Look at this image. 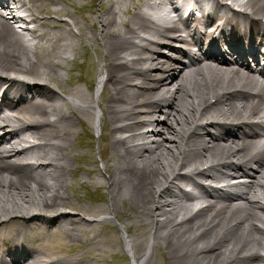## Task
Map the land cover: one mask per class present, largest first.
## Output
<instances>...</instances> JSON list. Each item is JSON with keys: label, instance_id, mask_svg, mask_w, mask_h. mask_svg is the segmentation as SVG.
Returning <instances> with one entry per match:
<instances>
[{"label": "bare ground", "instance_id": "obj_1", "mask_svg": "<svg viewBox=\"0 0 264 264\" xmlns=\"http://www.w3.org/2000/svg\"><path fill=\"white\" fill-rule=\"evenodd\" d=\"M32 1L37 10L32 16L37 19L40 34L17 29L0 8V68L11 64L26 74L31 85L25 88L33 95L25 104L14 103L20 111L17 115L0 112V128L16 119L19 140L35 144L25 154L37 159L33 165L13 168L23 173V182L13 185L12 180L8 189L5 186L6 190H0L1 237L6 230L9 237L23 229H33L30 234L45 241L39 243L40 250L38 245L27 248L25 257L36 255L41 262V252L49 261L61 260L58 262L62 264H103L99 256L107 255L98 251L102 233L91 224L82 229L84 223L65 209L72 205L66 198L65 183L67 171L74 167L68 149L77 120L91 121L98 116L99 121L107 118L111 123V147L105 164L111 173L97 183L108 191L111 205H97L93 212L109 210L124 222L137 214L131 222L137 220V226H146L143 234L125 239L128 249L135 251L136 264H156L159 254L166 256L168 264H264V160L260 169L243 182L226 183L231 192L224 197L229 202H223L218 191L195 180V176L223 180L224 164L217 162L218 158L222 154L229 158L245 148L246 139L235 143L227 134H220V140L214 141L213 136L210 139L207 126L214 122L213 116L259 112V102L263 100L255 102L247 90L262 93L264 77L251 72L255 71L253 68L227 67L201 56L190 58L187 64L177 53L165 57L149 54L145 33L152 35L149 39L156 36L184 42L186 37L182 33L190 31L188 20H174L166 0H132V5H125L122 10L116 5L118 0H103L109 6L99 14L94 4L87 10L84 4L78 6L72 0H63L77 7L75 14L79 13L84 25L95 24V20L101 24L100 43L95 36L86 38L96 49L105 48L107 60V78L100 79L104 87L106 82L109 84L106 98L95 104L80 88H68L70 99L85 103L76 105L75 119L65 110L67 104L75 102L68 103L48 83L62 78L58 69L75 58L70 53L79 44L67 42L57 34L60 45L55 53L39 54L33 47L52 36L54 28L70 33L77 28L81 41L86 32L74 13L59 7L60 0ZM233 1L241 3V8L253 16L264 7V0ZM196 5L202 7L199 0ZM86 11L90 14L82 15ZM121 12L127 13L128 18L123 20ZM122 22L125 29L121 28ZM250 27L253 29L255 22ZM239 47L251 48L252 44ZM179 52L184 55L186 50ZM41 115L46 116L43 122ZM205 116L208 117L204 119ZM9 142L7 136L3 137V146ZM261 145L264 147V140ZM184 167L191 168L183 174L177 172ZM2 179L4 176L0 175ZM178 184L193 186L184 191ZM122 207L125 211L118 212ZM28 218L30 222L26 221ZM88 230L94 233L92 238L81 242V250L66 258L65 253L71 250L64 249L82 237L78 231L87 235ZM14 239L21 241L17 235ZM148 240L153 242V253L145 249Z\"/></svg>", "mask_w": 264, "mask_h": 264}, {"label": "rangeland", "instance_id": "obj_2", "mask_svg": "<svg viewBox=\"0 0 264 264\" xmlns=\"http://www.w3.org/2000/svg\"><path fill=\"white\" fill-rule=\"evenodd\" d=\"M85 1L86 2H89L90 0H72V3H75V4H77L79 6V5L84 4ZM91 1L94 2V0H91ZM120 1H122L121 4L123 5L124 3H127L129 0H120ZM59 7H62V6L59 5ZM66 9H68L72 13H74L73 16L76 17L77 22L80 23V25L82 27H84L83 30H85L87 24L86 23H85V25L83 24L84 22H82L81 19L79 18L80 17L79 13L78 14H75V12L77 13L78 10H74L73 7L68 6V5H66ZM60 16H62V15H60ZM70 19L72 20V18H70ZM87 30H89V27L87 28ZM68 33H69L68 31H58L57 32V34H59V35L65 34L69 39H71ZM53 39L54 40H52L50 43H46L45 42V44L48 47H47V51L43 50L44 51L43 54H45V52L47 54H51L54 50H57L59 48L60 38H58L55 35ZM71 40H73V39H71ZM89 59H90V62L93 64V66H95V68L98 67L96 65H99V64L102 63V59H101V56H100V53L99 52H98V54L93 52L90 55V58ZM93 66L92 65H89L88 63H86V67L87 68L85 69L86 70L85 71V74L86 75H89V72H90V74L92 76L91 77V80H92V78H93V80H95L94 79V77H95V70L93 69ZM74 69H75V67L73 66L71 70L68 69V68H66L65 70H59L63 77L62 78H59V79H62V80H57L55 83L57 85H61L64 88L66 87L67 89L68 88H72V89L76 90L75 88L78 87V88L82 89L86 94L88 92L90 94L91 98H93V97H96L97 98L98 94L95 95V90L94 89H92V91L90 92L88 90L87 86L83 82L82 83H81V81L79 82V80L76 77L77 74H78V72L76 70H74ZM80 73L81 74L83 73V75H84V72H80ZM74 78H76V79H74ZM89 78L90 77H87L86 79L87 80H90ZM105 96L106 95L104 93L101 97L104 98ZM105 124H106L107 129H106V131L105 130L101 131V134H103V135L100 138V142H101V144L104 145V147H106V149H107V151L109 153V149H110L109 125H110V123H109V121H107V122H105ZM84 125L87 126V121H86V123H84ZM102 125H104L103 122H102ZM88 128L90 130V131L88 130L90 133L89 132H88V134L85 133V135H83V137L80 139L81 142H82L81 144L83 145L82 147L87 146V150L88 149H91V147H92V141H93V138H94L93 135L95 133L94 125H92V124L90 125L88 123ZM84 129H85V127H81V130H84ZM79 130H80V126H77V128L75 129V132H77V131L79 132ZM79 135H80V133H79ZM104 135H107L106 138L105 137L103 138ZM74 147L77 149V147H79V146H78V144H75ZM82 147H80V148H82ZM70 151L73 153V151H75V150L72 148V149H70ZM84 162H87V163L93 162L94 165L89 166V167H96L97 168L96 158L92 154H89V155H87L85 157L82 156V161L80 162V164L82 165V163H84ZM82 166H84V165H82ZM98 173L100 174L99 171H98ZM81 175L84 176V177H86V178H88V179H91V178L93 179V177L96 176V174H93V173H90V175H89L88 172L87 173L82 172ZM69 182L72 183L73 180H69ZM79 190L80 189L76 190V193L77 194L79 193ZM79 196H82V195H79ZM73 201L75 203H81L84 208L89 207L90 209H93V210L95 209L94 207H96L97 205H105L106 206V204H108V200L105 197H103V196H100L97 199H95L94 201L92 200V201H89V202L87 200L83 199L82 197H81L80 200H78L77 197H73ZM96 211H100V210H96ZM135 217H137V214L132 215L131 216V219L132 218H135ZM131 219L128 222H126V224L132 223V225H133L132 237L135 236V235H137V234L142 235L143 234V231L145 229V226H143V225H138L137 226L138 221L137 220H133L131 222ZM98 228H99L98 231L100 233H102V235L100 237V242H101L100 250H102V249L104 251L105 250H112V249L113 250H119V249L124 248L123 244L121 243V242H123V240H122V232L119 229H117L116 227H114L113 221H108L107 224H100V225H98ZM130 237H131V234H130ZM149 241L150 240H148V242ZM119 251H121V250H119ZM154 251H155V248L153 249L152 253ZM156 264H168L167 258L165 256H161L159 254V256L157 258Z\"/></svg>", "mask_w": 264, "mask_h": 264}]
</instances>
